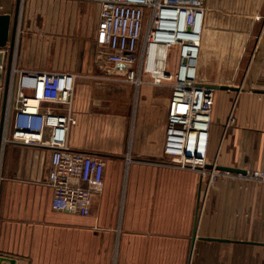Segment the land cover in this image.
Listing matches in <instances>:
<instances>
[{
	"label": "crops",
	"instance_id": "obj_1",
	"mask_svg": "<svg viewBox=\"0 0 264 264\" xmlns=\"http://www.w3.org/2000/svg\"><path fill=\"white\" fill-rule=\"evenodd\" d=\"M204 4L199 80L220 86L212 88L209 158L220 167L264 175V92L256 91H264V0ZM100 9L93 1L20 2L13 63L75 75L76 123L67 145L104 159L105 185L89 214L57 211L47 184L51 151L3 143L0 254L16 264H264V178L250 181L230 172L208 188L198 171L167 160L173 81L157 84L151 74L139 73L138 63L127 68L111 62L97 43ZM16 10L17 0H0L11 30ZM129 70L141 84L128 80ZM167 72L176 73L168 65ZM3 94L4 85L0 120ZM44 106L68 112L62 104Z\"/></svg>",
	"mask_w": 264,
	"mask_h": 264
},
{
	"label": "built area",
	"instance_id": "obj_2",
	"mask_svg": "<svg viewBox=\"0 0 264 264\" xmlns=\"http://www.w3.org/2000/svg\"><path fill=\"white\" fill-rule=\"evenodd\" d=\"M80 1L100 3L97 43L111 62L127 68L138 63L139 73L151 74L157 84L173 81L164 141L167 160L198 171L208 188L230 174L209 158L214 91L200 82L198 74L207 10L204 0ZM158 43L165 47L163 56ZM175 47L177 70L172 74L167 65ZM136 74L129 70L127 78L141 84ZM74 79L70 72L24 70L12 63L2 142L49 149L47 184L53 190V208L85 215L104 189L106 164L101 157L67 145V133L76 123L71 115ZM46 103L67 106L68 112L53 113ZM234 122L231 116L228 124ZM240 176L250 181L264 178L260 172Z\"/></svg>",
	"mask_w": 264,
	"mask_h": 264
},
{
	"label": "water",
	"instance_id": "obj_3",
	"mask_svg": "<svg viewBox=\"0 0 264 264\" xmlns=\"http://www.w3.org/2000/svg\"><path fill=\"white\" fill-rule=\"evenodd\" d=\"M20 2L21 0H17V10L14 16V25L11 30L10 21L11 17L9 15H0V94H1V87L4 85V104L1 114V120H0V151L2 147V140H3V125H4V119H5V112H6V98L8 94V87H9V79H10V69L11 65L13 63V54H14V48L16 44V35H17V23H18V16H19V8H20ZM10 42L9 47V65L7 69V75L5 84H3V68L2 63L5 58V49L8 46V43ZM220 87V86H212V88ZM223 89H233L238 90L239 88H234L230 86H221ZM257 92H264L263 90H256ZM211 168V166H209ZM221 170L228 171V172H236L241 174H246V170L238 169V168H230V167H220ZM17 260L12 257H8L6 255L0 254V264H16Z\"/></svg>",
	"mask_w": 264,
	"mask_h": 264
},
{
	"label": "rangeland",
	"instance_id": "obj_4",
	"mask_svg": "<svg viewBox=\"0 0 264 264\" xmlns=\"http://www.w3.org/2000/svg\"><path fill=\"white\" fill-rule=\"evenodd\" d=\"M168 68L172 72H175L177 69V48L176 47L171 49Z\"/></svg>",
	"mask_w": 264,
	"mask_h": 264
},
{
	"label": "bare ground",
	"instance_id": "obj_5",
	"mask_svg": "<svg viewBox=\"0 0 264 264\" xmlns=\"http://www.w3.org/2000/svg\"><path fill=\"white\" fill-rule=\"evenodd\" d=\"M154 45V44H153ZM158 46L160 47V48H157L158 50H160L162 53V56L164 55V53H165V47H164V45L163 44H161V43H158Z\"/></svg>",
	"mask_w": 264,
	"mask_h": 264
}]
</instances>
